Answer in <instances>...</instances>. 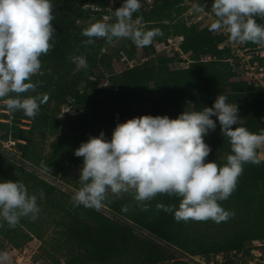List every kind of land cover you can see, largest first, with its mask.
I'll use <instances>...</instances> for the list:
<instances>
[{
	"label": "trees",
	"instance_id": "obj_1",
	"mask_svg": "<svg viewBox=\"0 0 264 264\" xmlns=\"http://www.w3.org/2000/svg\"><path fill=\"white\" fill-rule=\"evenodd\" d=\"M100 1L52 0L55 45L47 55L40 57L41 70L31 77L37 84L35 91L20 94L22 97L47 94V102L40 105L35 117L8 109L7 98L0 100V132L5 130L0 138L15 141L11 150L0 145V180L25 184L29 194L37 196L40 208L35 219L21 217L15 226L0 219V234L16 248L38 238L42 244L34 259H46L49 264H192L184 257L200 255L209 259L221 252L227 254L224 264H246L254 242L264 240L262 158L260 164H244L235 191L228 199L219 201L225 210L234 213L219 223L177 221L173 212L157 207L163 204L178 208L180 197L176 195L158 194L141 203L134 199L133 191L119 196L109 191L99 209L77 205L72 199L74 190L37 172L44 169L52 177L68 182L69 168L83 165V157H77L75 150L89 137L103 131L105 138L111 139L116 123L134 116L151 114L175 118L182 113L184 102H190L193 109L199 111L212 106L218 94L225 95L229 103L238 104L239 116L251 132L264 131V90L226 61L225 55L230 49L220 48L224 34L209 31L210 24L201 29L185 22L170 24L168 20L177 2L154 0L153 5H142L133 19L142 17L146 28H158L160 35L143 48L124 39L123 50L127 55L136 52L155 55L157 64L152 66L148 60L120 70L117 59L98 49L100 38H94L92 44L85 43L88 38L82 35L83 28L78 24L85 15L83 4ZM117 2L118 8L122 0ZM105 22L114 23L115 18ZM257 22L264 21L258 17ZM172 30L179 38L180 48L192 60L188 66L171 67L172 62L183 59L160 53L169 43ZM245 45L264 49L252 42ZM78 49L87 56V68L82 71L76 70L73 60ZM206 54L213 58L202 60ZM115 55L119 56V51ZM110 56L113 59L108 61ZM108 74L111 76L107 77ZM107 81L111 88L103 90ZM66 105L78 108L80 113L68 117L63 124L58 117ZM3 118L9 121L1 120ZM62 125L66 131L51 142L50 151L45 154L41 141L57 134ZM204 140L211 148L207 160H214L218 166L225 164L227 158L221 156L231 154V145L218 121L216 129L209 130ZM12 151L20 153V161L14 158ZM257 151L259 155L260 149ZM74 187L79 189L82 185ZM214 229L221 233L214 235L211 232ZM233 251L237 253L230 256ZM239 252H243V256L240 257Z\"/></svg>",
	"mask_w": 264,
	"mask_h": 264
},
{
	"label": "clouds",
	"instance_id": "obj_2",
	"mask_svg": "<svg viewBox=\"0 0 264 264\" xmlns=\"http://www.w3.org/2000/svg\"><path fill=\"white\" fill-rule=\"evenodd\" d=\"M52 0H0V100L6 107L35 117L40 105L48 100L20 94L35 91L31 77L41 70L42 55L54 47ZM141 0H122L114 10L115 22L97 20L82 29L86 44L94 38L130 39L138 48L152 44L160 35L158 28L147 29L139 12ZM199 11V9H197ZM215 19L209 31H225L232 42H252L264 46V0H212ZM77 69L87 68L84 57H74ZM16 93V96H11ZM213 117L216 119L214 120ZM219 122L223 136L231 145L226 163L218 166L207 160L211 152L204 137ZM264 148V131L251 132L239 116L237 103L218 94L212 106L202 110L183 111L175 118L144 114L117 122L111 139L103 131L91 136L75 150L83 157L79 172L82 185L73 195L75 204L99 209L112 195L134 192L137 202L150 201L158 194L180 197L178 208L158 204L174 213L177 221L223 222L234 215L219 201L235 191L246 163L260 164L258 149ZM43 194L41 193V197ZM144 210L147 205L144 204ZM40 208L37 196L29 194L17 180H0V219L15 226L21 217L36 218ZM7 253H0L6 259Z\"/></svg>",
	"mask_w": 264,
	"mask_h": 264
},
{
	"label": "rangeland",
	"instance_id": "obj_3",
	"mask_svg": "<svg viewBox=\"0 0 264 264\" xmlns=\"http://www.w3.org/2000/svg\"><path fill=\"white\" fill-rule=\"evenodd\" d=\"M118 0H101L99 3H89L86 2L83 4V8L85 10L84 17L78 20L79 26L82 28L86 27L90 22H94L97 20L101 21H111L115 18L114 10L117 8ZM154 0H141V4L143 6L153 5ZM177 3L174 7L173 16L171 20L168 22L170 24H176L180 22H185L189 25H195L197 28H203L210 24L214 19V15L211 11V3L212 0H175ZM199 9V11H197ZM167 22V23H168ZM143 25L146 27V23L143 22ZM173 29V28H172ZM216 34H224L225 39L228 40L226 47L230 49V53L226 54V61H228L235 71L246 74V71L252 72L251 75H247L248 80L254 82L255 79L256 85L260 86L264 90V56L261 55L264 49L258 48H249L246 47L245 43L232 42L229 39V35L221 30L215 32ZM169 38H172L174 42L179 43V38L176 36L174 30H172ZM98 49L101 53H108L114 59L118 60V68L120 70L125 69L126 67L132 66L134 64H141L146 61H150L152 66H156L157 62L155 61V55L146 56L142 52H136L132 55H127L124 50V38H115L111 42L105 41L104 39H99ZM233 45V46H232ZM175 46H170L169 48L162 49L160 53H166L169 56H178L175 52ZM119 51L120 55L116 56L115 54ZM98 54V56L101 55ZM207 55V54H206ZM203 55L202 57H206ZM74 57H84L87 63V56L83 50L78 49L74 55ZM110 56L108 61H111L113 58ZM119 57V58H118ZM213 58V57H212ZM115 61V60H114ZM126 62V64L124 63ZM171 67L181 66L179 61L172 62ZM84 68L77 69V71H82ZM117 69V68H116ZM118 70V69H117ZM88 73V72H86ZM111 76L110 74L107 77ZM111 88L110 81H107L102 89L107 90ZM193 111V105L190 102H184L182 106L183 111ZM6 113H9L8 110H3ZM80 113V110L74 106H63L62 112L59 114V120L64 124L68 117L76 116ZM3 121H9L8 119H1ZM11 120V118H10ZM66 131L65 127L62 125L60 131L57 134H51L48 138L41 141V146L44 148V153L48 154L50 151L51 142L57 137L62 135ZM2 133H5V130H1ZM0 132V134H1ZM13 156L17 161L21 160L20 153H16L12 151ZM259 156L264 159V148L260 149ZM221 158L226 159L227 154H222ZM83 166V165H82ZM70 167L68 172L66 173V178L68 182L56 177H52L46 170L38 169L37 172L41 174L44 178L54 181L57 184H60L64 188H68L74 190L75 192L78 190L74 187L76 184H79V172L82 168ZM214 235H219L221 232L218 230L211 231ZM42 241L38 238H32L28 243L20 248H16L7 241H5L4 236L0 234V253H7L6 259H0V264H49L46 259H38L35 260V255L38 252ZM187 260H190L192 264H201L202 258L200 255H188L184 257Z\"/></svg>",
	"mask_w": 264,
	"mask_h": 264
},
{
	"label": "built area",
	"instance_id": "obj_4",
	"mask_svg": "<svg viewBox=\"0 0 264 264\" xmlns=\"http://www.w3.org/2000/svg\"><path fill=\"white\" fill-rule=\"evenodd\" d=\"M228 40L225 39L221 44H220V48L225 47V45H227ZM170 46H175V52H172L173 54L177 53L179 58H182V61H179V63H181V66H176V68L179 67H185L188 66L189 63L192 61L189 57H187L184 52L182 51V49L179 46L178 42H174V40L172 38H169V43L166 44L164 46L163 49L169 48ZM233 46V45H232ZM262 56H264V50L261 53ZM212 58L211 55H206V57H202V60H210ZM247 75H251L252 76V72L246 71ZM245 74V75H246ZM257 76H255V79ZM254 79L253 83H256ZM250 82H252L250 80ZM15 144V141L13 140H8V141H3L0 138V145H2L4 148L6 149H13V145ZM234 253H237L236 251L231 252L230 256H232ZM238 255L241 257L243 256V252H239ZM202 258L201 264H224L227 260V254L225 252H221L218 254H215L213 256H211V258L207 259L204 256H200ZM246 264H264V240H257L254 242V246L253 248L250 250L249 255L246 257ZM239 264V263H238Z\"/></svg>",
	"mask_w": 264,
	"mask_h": 264
}]
</instances>
